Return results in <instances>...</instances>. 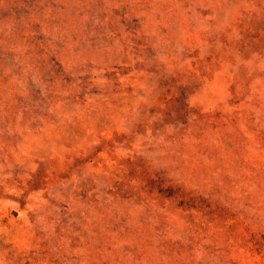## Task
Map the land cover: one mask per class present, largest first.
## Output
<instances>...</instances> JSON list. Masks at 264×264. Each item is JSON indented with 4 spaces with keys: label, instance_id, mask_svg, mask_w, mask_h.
I'll list each match as a JSON object with an SVG mask.
<instances>
[{
    "label": "rangeland",
    "instance_id": "rangeland-1",
    "mask_svg": "<svg viewBox=\"0 0 264 264\" xmlns=\"http://www.w3.org/2000/svg\"><path fill=\"white\" fill-rule=\"evenodd\" d=\"M0 264H264V0H0Z\"/></svg>",
    "mask_w": 264,
    "mask_h": 264
}]
</instances>
